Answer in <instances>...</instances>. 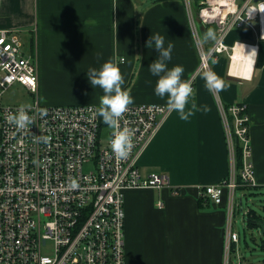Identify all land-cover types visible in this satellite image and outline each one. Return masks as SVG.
<instances>
[{
  "label": "crops",
  "instance_id": "obj_1",
  "mask_svg": "<svg viewBox=\"0 0 264 264\" xmlns=\"http://www.w3.org/2000/svg\"><path fill=\"white\" fill-rule=\"evenodd\" d=\"M197 2L193 0V13L200 40L209 28L216 34V27L198 21ZM1 4L0 28L17 31L20 39V34L29 36L42 105L99 106L103 91L92 87L86 70L110 59L123 74L122 88L134 98L133 103L166 105V96L154 93L158 77L148 66L157 53L146 41L152 32L165 35V46L172 40L167 65H183L184 79L197 73L194 99L199 110L188 120L172 110L139 159L142 175L163 172L170 187L125 191L124 263L222 264L225 208L202 202L196 187L216 185L230 173L219 110L222 101L224 105L248 104L255 183L264 188V40H259L256 30L235 28L225 37V43L235 48L232 54H218L216 63L210 61V70L227 86L210 91L204 86V71L197 70L199 46L184 0H2ZM238 44L257 51L256 56L246 57L242 74L231 71ZM201 45L208 51L214 40ZM171 187L182 188V193L174 195Z\"/></svg>",
  "mask_w": 264,
  "mask_h": 264
},
{
  "label": "built area",
  "instance_id": "obj_2",
  "mask_svg": "<svg viewBox=\"0 0 264 264\" xmlns=\"http://www.w3.org/2000/svg\"><path fill=\"white\" fill-rule=\"evenodd\" d=\"M184 1L197 42L193 0ZM198 5V21L216 27L212 57L232 54L235 46L230 48L224 39L235 28L249 26L264 40V10H258L264 0H200ZM249 9L257 10L249 15ZM198 46L197 70H210L211 59L201 55L208 51L201 42ZM196 74L189 78L193 91ZM13 83L34 94L31 105L2 102ZM38 87L34 57L25 54L15 30L0 28V264H125L124 193L170 187L163 172L142 175L139 159L172 110L165 104H130L120 124L134 130L133 145L126 158L118 159L110 147L112 130L94 115L98 105H42ZM21 107L33 116L32 125L25 129H17L8 119ZM219 110L231 158L230 173L216 185L196 188L202 202L225 208L222 264H231L239 242V233L233 229L235 214L242 207L236 190L256 187V183L248 104L219 101ZM42 135L50 137L48 143L37 139ZM89 165L91 169L85 171ZM171 189L174 195L182 193V188ZM157 204L163 207L162 202ZM47 241L53 242L52 255L42 251ZM239 264L264 263L240 258Z\"/></svg>",
  "mask_w": 264,
  "mask_h": 264
},
{
  "label": "clouds",
  "instance_id": "obj_3",
  "mask_svg": "<svg viewBox=\"0 0 264 264\" xmlns=\"http://www.w3.org/2000/svg\"><path fill=\"white\" fill-rule=\"evenodd\" d=\"M257 9H249L251 15ZM260 11L264 10L258 9ZM215 34L211 28L207 29L200 40L215 39ZM165 35L159 32L150 35L146 44L149 48H154L157 55L156 58L149 64L148 70L153 75L158 77L154 93L160 98H165L166 105L169 110H175L181 120H188L198 111L195 93L193 91L192 82L190 79L182 78L185 69L181 64L168 67L167 62L171 59L173 51V43L168 39L165 46ZM241 46H243L241 44ZM99 56L100 53H97ZM202 58L211 59L212 63H216V58L212 57V49L208 52L201 53ZM248 56H256V51L253 49ZM86 75L92 87L99 86L103 91V95L99 97V106L95 108L94 115L102 118L103 122L112 130L110 136V147L113 154L118 159L126 158L133 145L134 130L128 127H121L120 117L127 111L128 106L133 103L134 98L130 95L127 89L122 88L124 85V76L121 73L118 65L114 60L105 61L99 68L89 66L86 70ZM204 86L208 90L219 91L225 88L226 82L212 70H206L202 73ZM207 106H204V111H207ZM41 113L45 109H40ZM8 119L16 126L17 129L28 128L33 123V116L21 107L16 113L10 114ZM38 140L48 143L50 137L42 135L37 137ZM75 186V181L72 182Z\"/></svg>",
  "mask_w": 264,
  "mask_h": 264
},
{
  "label": "rangeland",
  "instance_id": "obj_4",
  "mask_svg": "<svg viewBox=\"0 0 264 264\" xmlns=\"http://www.w3.org/2000/svg\"><path fill=\"white\" fill-rule=\"evenodd\" d=\"M20 36L23 42V50L25 54L29 55L31 51L29 36L28 34H20ZM5 91L1 100L6 105L18 104L29 106L34 101V94L27 91L19 83H13ZM84 169L85 171H89L91 166H85ZM236 197L241 198L242 207L245 212L254 210L257 214L264 216V188L252 186L245 189L238 188L236 190ZM234 221L233 229L237 230L240 236L237 252H233L230 257L231 264H239L240 258L250 263H264V237L260 235L259 230L255 227L250 228L248 226L246 216L240 211H236ZM42 251L44 254L52 255L54 252L53 242L47 241Z\"/></svg>",
  "mask_w": 264,
  "mask_h": 264
},
{
  "label": "bare ground",
  "instance_id": "obj_5",
  "mask_svg": "<svg viewBox=\"0 0 264 264\" xmlns=\"http://www.w3.org/2000/svg\"><path fill=\"white\" fill-rule=\"evenodd\" d=\"M255 48V47H254ZM253 48V49H254ZM256 50V49H255ZM252 51V48L248 45H243L241 46V44H238V46L235 49V55L234 56H238L237 59H235L233 61L232 67H231V71L234 74H242L243 72H245L243 66L246 62V57H248L249 59L252 58L251 56H248L247 54ZM257 52V51H256ZM241 57H244V62L243 63H239L237 60ZM252 67V66H251ZM251 70V69H250ZM247 73V72H246ZM248 75V74H247ZM245 76V75H244Z\"/></svg>",
  "mask_w": 264,
  "mask_h": 264
},
{
  "label": "water",
  "instance_id": "obj_6",
  "mask_svg": "<svg viewBox=\"0 0 264 264\" xmlns=\"http://www.w3.org/2000/svg\"><path fill=\"white\" fill-rule=\"evenodd\" d=\"M256 1H259V0H256ZM242 214H244V210H243V207H241V211H240ZM255 215H256V217L255 218H248L246 215V221L247 222H249V221H251L252 222V224H253V226L257 229V230H259V232H260V235L262 236V237H264V216H262V215H259V214H257L256 212H255Z\"/></svg>",
  "mask_w": 264,
  "mask_h": 264
},
{
  "label": "trees",
  "instance_id": "obj_7",
  "mask_svg": "<svg viewBox=\"0 0 264 264\" xmlns=\"http://www.w3.org/2000/svg\"><path fill=\"white\" fill-rule=\"evenodd\" d=\"M199 0H198V2H197V7H196V9H198L199 8ZM236 158H237V167H241L242 166V157H241V148L238 146V148H237V151H236ZM257 187V186H256ZM243 189H245V188H243ZM201 200V199H200ZM202 201V200H201ZM248 218H255L256 217V215H255V211L254 210H250L249 212H248V214L246 215ZM248 226L251 228V227H254L253 226V224H252V222L251 221H249L248 222Z\"/></svg>",
  "mask_w": 264,
  "mask_h": 264
}]
</instances>
